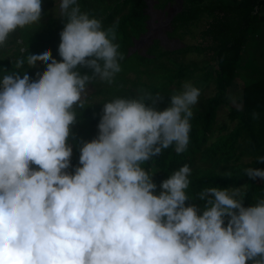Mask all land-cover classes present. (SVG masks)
Masks as SVG:
<instances>
[{"label": "clouds", "instance_id": "9594fccd", "mask_svg": "<svg viewBox=\"0 0 264 264\" xmlns=\"http://www.w3.org/2000/svg\"><path fill=\"white\" fill-rule=\"evenodd\" d=\"M58 7L66 21L61 60L45 49L26 57L30 67L46 65L33 69L35 80L27 73L0 80V264H264V198L244 207L238 189L204 188L200 215L185 206L187 164L160 183L159 195L143 167L170 147L177 155L187 150L200 96L191 82L164 110L152 106L158 93L105 102L97 137L79 149L80 166L71 165L75 109L94 82L114 84L124 55L114 43L118 21L104 28L78 0ZM42 11V0H0V47L9 39L5 48L15 50L9 36L44 21ZM24 65L18 59L15 68ZM244 174L264 180L261 169Z\"/></svg>", "mask_w": 264, "mask_h": 264}, {"label": "trees", "instance_id": "16d2710c", "mask_svg": "<svg viewBox=\"0 0 264 264\" xmlns=\"http://www.w3.org/2000/svg\"><path fill=\"white\" fill-rule=\"evenodd\" d=\"M78 3L82 12L100 19L104 28L118 21L114 43L119 44L124 60L120 61L122 71L117 74L114 84L109 86L94 82L91 84L94 86L92 91L82 99L83 108L75 109L76 123L71 126L68 139L72 147L71 165L80 166L79 149L84 142L97 137L105 102L115 96L134 97L141 92L153 95L158 93L162 97L160 102L155 105H152V101L145 103L157 110H164L169 106L170 96L180 90L182 82L192 78L191 83L200 89L201 101L192 108L187 150L177 155L174 148L170 147L143 165L145 170L150 171L152 181L157 185L154 194L159 195V185L163 180L187 164L192 171L187 189L189 199L185 206L196 205L200 215L206 202L197 195L204 188L238 189L244 207L253 206L258 199L264 198V180H250L244 174V170L249 167L264 170V162L257 160L258 156H264V67L258 78L241 88L239 107L227 102L252 23L263 19L260 7L264 6V0H185L180 10L176 9L172 0H78ZM149 6L166 8L165 15L172 25V29L167 30L168 36L173 33L184 34L207 17L208 27L202 31V37L208 39V43L206 46L164 49L160 39L153 36L145 53L137 49L131 51L142 34L149 31ZM43 16L46 20L30 28L18 29L9 36L16 43L13 59L6 60L5 47L11 43L9 39L5 46L0 47V80L4 75L12 73H18L21 77L27 73L35 80L37 75L32 74L35 67L27 65L26 57L39 54L45 49H49L57 61L61 60L58 55L59 33L66 21L49 13H42ZM19 31L26 37L22 43H18L21 38ZM191 50L208 51V57L215 65L183 61V56ZM18 59H25L21 69L15 68ZM37 64L45 70L43 62ZM77 70L82 75L87 72L91 75L90 69L80 67ZM210 83L214 87L213 94L204 96L202 91ZM221 107L228 108V118L234 121L233 126L226 123L220 125L217 121V111ZM253 112L259 113V119L252 118ZM70 173H74V170Z\"/></svg>", "mask_w": 264, "mask_h": 264}, {"label": "rangeland", "instance_id": "374dc122", "mask_svg": "<svg viewBox=\"0 0 264 264\" xmlns=\"http://www.w3.org/2000/svg\"><path fill=\"white\" fill-rule=\"evenodd\" d=\"M184 1L185 0H172V4H174L176 9L180 10L184 5ZM58 6L59 0H42V13H49L51 14V16L56 17L59 15ZM165 11L166 8H153V6L148 7L147 12L149 13V18L147 21V25L149 31L145 34H142L136 44L132 47L131 51H133V49H137L140 53H145V50L151 43V39L153 38V36L160 39V45L164 49H178L185 46H206V44L208 43V39L202 37V31L208 27L207 21H209V19L207 17H204L202 19V22L197 23V25H193L192 27H190V29L184 32V34L180 33L179 35L176 33L175 35V33H173L172 36H168L167 30H171L172 25L170 24L169 17L165 15ZM260 12H264L263 7L261 8ZM41 20H46V17L44 16L43 18H41ZM260 23V21L256 23L255 20L254 23H252L250 34L246 42V47L242 53V58L237 64L238 74L232 87L229 90V96L227 98V102L229 105L239 107L241 105V88L245 84H248L258 78V76H260V74L262 73L264 67V44H262V46H259V43L255 38L260 32V29L258 28ZM5 50L7 51L6 60L8 61L9 59H13L16 54L13 53L15 50L11 48ZM208 55V51L199 52L197 50H191L187 52L185 56H183L182 60L187 61L188 63L197 62L198 65L214 66L215 64L213 60H211ZM186 81L193 82V79L189 78L184 82ZM184 82H182V84ZM182 84L180 85V90L182 88ZM213 91V84L210 83V86L205 88L202 92L204 96H209L213 94ZM200 101L201 100H198V103L195 106H197ZM216 119L220 123V125L222 123H226L229 126L234 125V121H230L228 118L227 107H221L218 109ZM219 128L220 127H218L217 130H219Z\"/></svg>", "mask_w": 264, "mask_h": 264}, {"label": "crops", "instance_id": "0c3cea01", "mask_svg": "<svg viewBox=\"0 0 264 264\" xmlns=\"http://www.w3.org/2000/svg\"><path fill=\"white\" fill-rule=\"evenodd\" d=\"M264 8V6H261L260 7V11H261V8ZM257 10V9H256ZM255 10V11H256ZM261 16H262V21L261 23L259 24L258 28L260 29V32L259 34L255 37L256 38V41H258L259 43V46H262V44H264V12L261 13Z\"/></svg>", "mask_w": 264, "mask_h": 264}]
</instances>
